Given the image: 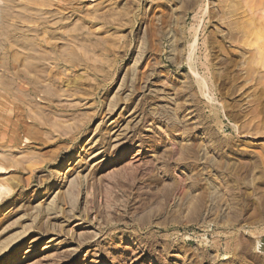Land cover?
Masks as SVG:
<instances>
[{
    "label": "rangeland",
    "instance_id": "obj_1",
    "mask_svg": "<svg viewBox=\"0 0 264 264\" xmlns=\"http://www.w3.org/2000/svg\"><path fill=\"white\" fill-rule=\"evenodd\" d=\"M218 5L50 0L7 40L0 18V48L39 56L42 73L8 131L15 143L0 146V253L20 247L18 264H264V78L245 79L247 54Z\"/></svg>",
    "mask_w": 264,
    "mask_h": 264
},
{
    "label": "bare ground",
    "instance_id": "obj_2",
    "mask_svg": "<svg viewBox=\"0 0 264 264\" xmlns=\"http://www.w3.org/2000/svg\"><path fill=\"white\" fill-rule=\"evenodd\" d=\"M217 1L219 4L218 7L220 8L219 11L221 13V19L228 26L229 39L231 40V42H235L236 44H238V48L244 51V55L247 54L242 62L243 63L242 70L245 79L254 81L255 84L260 85L262 79L264 78V71H263L264 20L260 19L264 14V0H217ZM10 3L11 5H9V9L4 8V10H1L0 12V18L8 17L9 20H11V24H9L7 28L5 27L4 31L2 32V35L6 37L5 40L9 38L10 33L12 31L10 29L12 27H16L17 23L22 24V22H26V19L29 18L31 14L36 15L37 11H39L38 7L36 6L48 5L50 4V0H15L13 4H14V8L18 7L17 9H13V4L12 2ZM28 10L30 11L29 17L27 16L28 15L27 13L29 12ZM245 15H249L248 18L244 19ZM193 50L191 51V53L193 52ZM220 50L223 51L222 48H220ZM38 57L39 56L35 57L33 55V57H31L32 60H29L27 58V54L24 51L22 52L17 48H14L12 43L3 44L2 47L0 48V146L1 147L9 146L15 143L14 138L8 135V131L9 130L16 131L11 127L13 126L14 128H18L23 123L22 122L23 119L20 118V116L23 115L22 113L25 112V110L22 111L23 110L22 104L29 102L26 101L28 100L26 96H28L29 93L32 92V90L36 92L35 84L38 82V80H40V75L42 74L41 67L38 64H36V62L33 61L35 59L38 60ZM46 80L52 81L50 78H46ZM21 82L25 84L27 83V85H30L32 83L33 84L31 85V87L23 84L24 86H26L24 87ZM30 88H32V90ZM13 89L15 90L14 92ZM49 89H50L49 90L50 93H55L56 88L54 89V87L50 86ZM34 91L33 93H35ZM11 104L12 107H10ZM14 106H16L18 110L22 111L21 114L19 113L20 115L16 113V115L19 116L18 117L16 116L17 119L15 121H13L10 116L11 112L14 111L15 109L14 108L12 110ZM37 109L40 108L38 107ZM28 117L33 119L31 115ZM32 123L34 124L35 122ZM2 156L3 158H1L0 164L3 166L7 164L8 159L6 156H4V154H2ZM72 158H75V155L72 154L71 156H69V159ZM7 189L8 187L5 184H1L0 195L1 192H4L1 190L6 191ZM33 246H30L29 248L34 249L32 248ZM44 248L47 249V246H44ZM31 249H29L25 253L28 254L32 252L33 250ZM19 254H20V247H17L15 245L9 246L8 248L1 251L0 264H18L21 258ZM43 260L46 261L49 259L43 258ZM35 264H38V262L37 263L35 262Z\"/></svg>",
    "mask_w": 264,
    "mask_h": 264
}]
</instances>
